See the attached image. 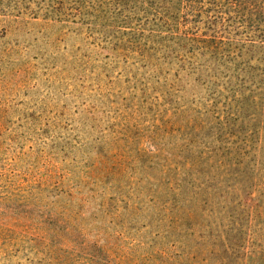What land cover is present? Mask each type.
<instances>
[{
    "label": "rangeland",
    "instance_id": "1",
    "mask_svg": "<svg viewBox=\"0 0 264 264\" xmlns=\"http://www.w3.org/2000/svg\"><path fill=\"white\" fill-rule=\"evenodd\" d=\"M226 2L0 0V264H264V41Z\"/></svg>",
    "mask_w": 264,
    "mask_h": 264
},
{
    "label": "trees",
    "instance_id": "2",
    "mask_svg": "<svg viewBox=\"0 0 264 264\" xmlns=\"http://www.w3.org/2000/svg\"><path fill=\"white\" fill-rule=\"evenodd\" d=\"M225 10L241 26L252 30L254 38L264 41V0H227Z\"/></svg>",
    "mask_w": 264,
    "mask_h": 264
}]
</instances>
